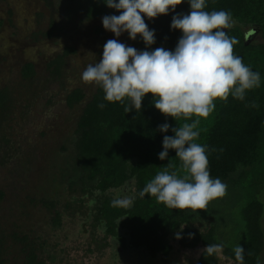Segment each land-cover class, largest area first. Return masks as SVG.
I'll use <instances>...</instances> for the list:
<instances>
[{
  "label": "trees",
  "instance_id": "obj_1",
  "mask_svg": "<svg viewBox=\"0 0 264 264\" xmlns=\"http://www.w3.org/2000/svg\"><path fill=\"white\" fill-rule=\"evenodd\" d=\"M84 1L88 18L120 14L109 8L106 0ZM205 10H225L231 14L232 26L225 31L237 41L235 55L260 74L259 87L246 91L243 100L230 95L226 101H215L214 111L207 118H201L197 128L196 142L206 147L211 177L231 183L228 193L232 204L242 200V235L224 234L231 218L228 206L219 210L221 214H214L207 208L204 211L180 210L169 208L148 194L139 195L160 171L168 169L169 172L176 171L178 176L185 175L174 149L168 150L164 160L159 159V153L163 151L164 136H174L173 128L191 121L163 115L154 107L151 94L143 99L141 110L126 113L125 107L131 106L130 100L108 102L103 90L96 87L76 121L73 175L77 179L71 178L68 188L89 196V202H94L87 213H90L89 219L94 218L90 219L93 227L102 222L108 232L115 234L116 219L124 217L120 225L127 229L131 244L142 246L151 256L168 255L172 249L170 239L177 234L180 247L204 248L197 264H218L217 252L208 253V245L220 246L222 254L237 264L240 262L236 260L234 249L240 245L244 248L243 264H264L261 258L264 250V0H206ZM189 12L190 4L184 0L168 15L153 20L145 17L149 29L155 33V43L151 46L139 36L130 40L138 51H153L158 47L174 51L182 32L171 28L172 18ZM248 32H254L250 40L247 39ZM34 73L31 63L23 66L24 78H30ZM83 98L81 89L75 88L67 94L66 102L72 106ZM9 102L8 89H0V114L6 111ZM101 104L103 108L99 107ZM165 123L170 125L169 130L161 132L160 126ZM169 164L174 167L169 168ZM233 174L237 176L233 178ZM129 181L134 184L133 206L129 209L113 207L112 201L118 197L109 196L107 190L120 188ZM78 201L81 204L84 198ZM44 204L53 213L52 223L60 225L56 202L45 200ZM208 214L213 215L215 223L207 229L190 226L199 215ZM43 244L42 239L25 232L0 234V264H56L50 255H43Z\"/></svg>",
  "mask_w": 264,
  "mask_h": 264
},
{
  "label": "rangeland",
  "instance_id": "obj_2",
  "mask_svg": "<svg viewBox=\"0 0 264 264\" xmlns=\"http://www.w3.org/2000/svg\"><path fill=\"white\" fill-rule=\"evenodd\" d=\"M85 7L84 0H0V89L10 93L9 106L0 114V234L17 231L42 239L43 255L56 264H197L204 248L180 247L177 234L170 239V253L155 258L120 255L112 246L103 247L101 229L87 215L94 203L68 188L71 178L77 179L76 121L97 87L83 82L81 74L102 58L109 39L135 48L126 33L116 37L104 29L103 15L88 18ZM253 35L248 32L247 39ZM27 63L35 72L30 78L22 76ZM75 88L84 98L69 106L66 97ZM221 182L225 194L207 209L221 214L228 206L231 218L224 234L242 235V200L232 204L231 183ZM45 200L56 202L60 225L52 223ZM213 223L212 214L199 215L190 226L205 230ZM216 252L218 264H237L220 247Z\"/></svg>",
  "mask_w": 264,
  "mask_h": 264
},
{
  "label": "clouds",
  "instance_id": "obj_3",
  "mask_svg": "<svg viewBox=\"0 0 264 264\" xmlns=\"http://www.w3.org/2000/svg\"><path fill=\"white\" fill-rule=\"evenodd\" d=\"M183 2L106 0V5L120 14L104 16L102 24L116 37L126 32L130 39L139 36L151 46L155 43V33L149 29L145 17L153 20L168 15ZM188 2L190 12L172 18L171 28L182 32L174 51L163 47L138 51L117 39H109L103 46L102 58L87 65L81 79L99 86L108 102L130 100L126 113L141 110L143 99L151 94L154 107L163 115L191 121L173 128L174 136H164L163 151L159 153V159L164 160L168 150L174 149L185 175L178 176L176 171L168 169L160 171L139 195L148 194L173 209L203 210L225 194L226 185L211 177L206 147L196 142L200 119L214 111L217 100L226 101L230 95L243 100L246 91L260 86V74L235 55L237 41L225 31L232 26L231 14L225 10H205L206 0ZM169 127L165 123L159 130L167 132ZM133 203L134 198L125 195L114 199L112 206L129 209ZM219 247L208 245L206 251L213 253ZM234 252L236 260L243 264L244 248L238 245Z\"/></svg>",
  "mask_w": 264,
  "mask_h": 264
},
{
  "label": "flooded vegetation",
  "instance_id": "obj_4",
  "mask_svg": "<svg viewBox=\"0 0 264 264\" xmlns=\"http://www.w3.org/2000/svg\"><path fill=\"white\" fill-rule=\"evenodd\" d=\"M120 192L117 194H114V190H117V188H111L109 190H107V194L109 196L112 197H120V196H130V197H134L135 195V191H134V184L133 181H129L127 183H125L123 186H121L119 188ZM94 202H90V204H92ZM90 214V213H89ZM88 214V215H89ZM91 220H93L94 218L91 217ZM124 217H120L118 219H116V226H115V234H112L110 232L107 231V227L105 225V223L100 222L99 224H97V226H99V228L101 229V234L100 236H104L106 237L105 240H103V243H107V246H112L114 247V250L117 254L120 255H132V254H136L137 256L140 257H158V256H163L161 254H156L155 256H151V254L149 253L148 250H146L145 248H143L142 246H133L131 244L129 235L127 234V229L123 226L120 225L121 220H123ZM105 221V220H104ZM90 233V232H89ZM92 236H94L93 234H91Z\"/></svg>",
  "mask_w": 264,
  "mask_h": 264
}]
</instances>
